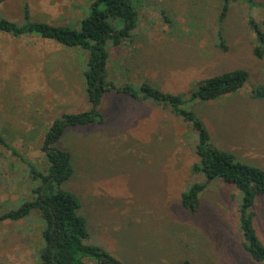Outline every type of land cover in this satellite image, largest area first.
Listing matches in <instances>:
<instances>
[{
  "label": "rangeland",
  "instance_id": "374dc122",
  "mask_svg": "<svg viewBox=\"0 0 264 264\" xmlns=\"http://www.w3.org/2000/svg\"><path fill=\"white\" fill-rule=\"evenodd\" d=\"M94 1L6 0L0 7L3 16L21 22L28 4L34 20L80 30ZM255 2L252 14L264 22V0ZM222 4L147 0L133 31L134 43H106L109 77L118 84L147 81L164 91L188 93L199 80L247 68L251 78L238 92L185 108L204 118L218 146L264 168V100L252 96L254 86L264 84V59L253 54L249 5L243 0L233 1L224 21L229 50L216 46ZM88 60L87 50L41 35L0 33V130L39 166L52 122L92 107L84 76ZM99 110L104 124L69 127L57 142L74 157L76 172L64 187L83 202L91 232L86 242L105 247L128 264H260L244 248L240 189L214 179L201 192L197 212L183 205L182 194L207 180L193 171L199 161L198 133L190 122L120 92L106 94ZM18 176L19 169L0 163V212L3 202L23 192L14 182ZM252 210L264 243V196ZM42 226L36 210L27 219L0 223V264H40ZM87 262L99 264L92 257Z\"/></svg>",
  "mask_w": 264,
  "mask_h": 264
},
{
  "label": "trees",
  "instance_id": "16d2710c",
  "mask_svg": "<svg viewBox=\"0 0 264 264\" xmlns=\"http://www.w3.org/2000/svg\"><path fill=\"white\" fill-rule=\"evenodd\" d=\"M6 0H0V4ZM147 0H95L91 11L82 21L80 30L68 25H57L34 20L28 4L24 6L23 20L14 21L1 14L0 33L13 36L41 35L54 39L68 47H80L89 52L84 71L86 92L92 107L77 113H65L57 117L45 133L41 150L44 153L42 166L22 153L8 136L0 130V163L10 170L19 169L21 176L15 183L24 190L15 199L3 202L0 223L27 219L36 210L43 221V246L40 264H88L92 257L99 264H128L116 257L105 247L88 243L91 232L88 217L82 213L83 202L64 184L73 178L76 169L70 150L57 146L66 129L79 125L104 124L105 116L99 110L104 96L110 92L127 94L134 99L151 101L169 109L176 116L190 122L198 133L196 153L199 161L193 171L206 176V181L196 183L182 194L183 205L191 212L201 207V192L208 183L220 179L240 189L244 194L240 209V224L245 235L244 248L253 260L264 264V243L254 226L255 206L259 196H264V168L244 162L226 149L218 146L204 118L194 109L185 108L188 103L212 101L238 92L250 80L247 68L237 67L199 80L188 93L164 91L158 86L143 82L139 86L127 82L118 84L109 77L110 52L108 41L114 47L134 43L142 6ZM234 0H223L218 26L214 31L216 46L226 52L229 45L225 37L224 21ZM249 5L248 25L254 34L253 54L264 59V22L257 20L252 9L255 0H243ZM164 13V11H162ZM172 27V19L165 16ZM253 98L264 100V84L253 88ZM15 159V161H13ZM22 171V172H21ZM13 182V181H12ZM11 184V183H10ZM11 208L8 203L19 202ZM7 202V203H6ZM180 264H191L185 260Z\"/></svg>",
  "mask_w": 264,
  "mask_h": 264
}]
</instances>
